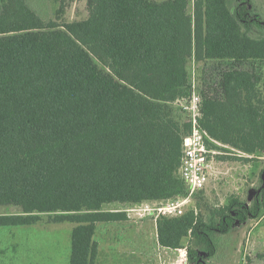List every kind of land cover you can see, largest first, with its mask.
<instances>
[{
    "label": "trees",
    "instance_id": "1",
    "mask_svg": "<svg viewBox=\"0 0 264 264\" xmlns=\"http://www.w3.org/2000/svg\"><path fill=\"white\" fill-rule=\"evenodd\" d=\"M0 5V208H19L0 212V226L43 214L75 223L69 264H94L96 224L127 218L106 204L186 196L178 166L189 124L179 106L183 121L174 120L171 103L190 93L191 56L233 65L220 99L201 82L202 128L243 153H264L253 66L264 60V35L244 31L264 28L254 0H87V17L73 21L44 20L26 0ZM263 214L264 188L250 205L231 197L206 213L159 215L157 240L186 246L188 264H208L215 234Z\"/></svg>",
    "mask_w": 264,
    "mask_h": 264
},
{
    "label": "rangeland",
    "instance_id": "2",
    "mask_svg": "<svg viewBox=\"0 0 264 264\" xmlns=\"http://www.w3.org/2000/svg\"><path fill=\"white\" fill-rule=\"evenodd\" d=\"M162 1V0H156ZM192 2V0H190ZM233 3L234 0H230ZM29 7L44 20L57 19V21H73L84 19L88 15L87 0H26ZM255 6L260 8L264 18V0H254ZM1 4V0H0ZM1 6V5H0ZM192 12V3L189 5V13ZM247 34L258 37L264 35V28L253 27L246 31ZM230 61H196L191 56L187 63L190 82L195 84L196 91L201 88L202 80L207 83V97L218 100L222 97L223 75L232 69ZM253 66L260 77L258 88L264 91V60H256ZM201 98V96H200ZM172 105V117L182 123L181 113L177 112L178 106ZM219 142V141H218ZM215 149L221 151L217 158L215 177L206 185L200 193L194 194L185 204L184 211L190 207L201 213L225 205L231 197H238L250 205L256 193L264 188V153L248 155L229 145L213 144ZM217 147V148H216ZM247 157L248 160L241 158ZM147 201L141 202L144 206ZM149 206L156 202L148 201ZM133 204L111 203L104 207L107 210L122 211L127 216L125 209ZM136 209V208H135ZM19 208L13 205L2 206L3 214L17 213ZM133 224L139 231L136 241L128 242L129 238L122 232L118 234L120 241L127 242L126 248H121L122 256L117 261H136L141 254H131V248L135 250L139 244L140 251H146L148 260L155 255V219L154 214L136 209L130 212ZM41 220L34 224L18 226H0V264H69L71 252V232L76 225L71 222H50L46 214L41 215ZM107 223H99L95 235L96 240L110 233V230L102 227ZM109 224V223H108ZM113 230V229H111ZM121 242V243H123ZM136 242V243H135ZM216 251L207 259L208 264H264V214L256 219H248L243 223H235L226 234H215ZM108 243V242H106ZM189 239L184 240V245ZM109 248V246L106 244ZM186 246L170 250V253H158L153 263L159 262L158 256H164L169 264H188ZM138 250V249H137ZM124 251V252H123ZM145 257V255L143 254ZM152 259V260H153ZM139 261V262H141Z\"/></svg>",
    "mask_w": 264,
    "mask_h": 264
},
{
    "label": "built area",
    "instance_id": "3",
    "mask_svg": "<svg viewBox=\"0 0 264 264\" xmlns=\"http://www.w3.org/2000/svg\"><path fill=\"white\" fill-rule=\"evenodd\" d=\"M174 104L179 106L184 114V121L189 124L188 131L181 138L178 166V173L187 188V195L156 202L152 206H149L147 202L144 206H140L139 203L133 204L130 208L125 209L128 217L130 212L136 211V209L148 211L155 217L159 215H181L190 198L196 192L205 189L206 185L215 177L216 157L221 151L212 145L219 142L200 125L201 98L193 82L188 97L177 99Z\"/></svg>",
    "mask_w": 264,
    "mask_h": 264
},
{
    "label": "crops",
    "instance_id": "4",
    "mask_svg": "<svg viewBox=\"0 0 264 264\" xmlns=\"http://www.w3.org/2000/svg\"><path fill=\"white\" fill-rule=\"evenodd\" d=\"M133 221H135V220L134 219L132 220V218L130 216L129 217L127 216V218L124 220L105 222L107 224L102 225V227L106 228V230H110L111 232L107 233L103 237V239H100V240H96L94 238L96 235V231L99 228V227L97 228V225L99 223L96 224V230H95L93 239L97 242L98 254H97V258H96L94 264H169L168 260H164L165 259L164 256H162V257L158 256L159 262L153 263V262H156V261H154L155 259H153V258H155L158 253H163V254L166 253L168 255L170 253V250H172L170 248L163 247L158 243L157 233H156V225H155L156 248L154 250L155 255L153 257H150L153 260L152 259L148 260L149 257L147 256V252L146 251H143V252L140 251L139 250V244L138 245L136 244L135 250H133V248H131V254H133V253L141 254L143 257L142 258L143 261H141L140 258H137L136 261H128L126 257H125L126 261H124V262L117 261L120 256H122L123 254H126L124 251H123L124 253H121L118 250H120L121 248H124V246L126 248V245L128 244L127 242L120 241L119 239H121V238H120V236H118V234L120 232H122L124 236L129 238L128 242H131L133 244V241H136L133 238L138 239V234L142 233L141 231H139V228H141V227H138L136 224H133ZM100 223H104V222H100ZM111 229H113V230H111ZM106 242H108V243H106ZM121 242H123V243H121ZM106 244L109 246V248L106 246ZM122 245H124V246H122ZM143 254L145 255V257L143 256ZM139 261H141V262H139Z\"/></svg>",
    "mask_w": 264,
    "mask_h": 264
}]
</instances>
